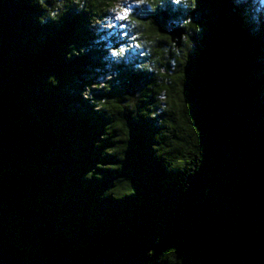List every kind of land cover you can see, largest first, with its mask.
Returning a JSON list of instances; mask_svg holds the SVG:
<instances>
[{
	"label": "trees",
	"instance_id": "16d2710c",
	"mask_svg": "<svg viewBox=\"0 0 264 264\" xmlns=\"http://www.w3.org/2000/svg\"><path fill=\"white\" fill-rule=\"evenodd\" d=\"M126 1L0 0V252L264 261V9Z\"/></svg>",
	"mask_w": 264,
	"mask_h": 264
},
{
	"label": "water",
	"instance_id": "95a60500",
	"mask_svg": "<svg viewBox=\"0 0 264 264\" xmlns=\"http://www.w3.org/2000/svg\"><path fill=\"white\" fill-rule=\"evenodd\" d=\"M186 35L182 28L170 31L169 37L171 43L178 50L182 46L183 37ZM0 264H29L22 262L16 258L10 257L5 252H0ZM44 264H144L142 258L136 254L122 255L116 261H112L109 257H99L93 262L78 263L68 256L53 255ZM239 264H264V261L255 257L252 252L246 253Z\"/></svg>",
	"mask_w": 264,
	"mask_h": 264
},
{
	"label": "rangeland",
	"instance_id": "374dc122",
	"mask_svg": "<svg viewBox=\"0 0 264 264\" xmlns=\"http://www.w3.org/2000/svg\"><path fill=\"white\" fill-rule=\"evenodd\" d=\"M255 1H257L258 2V7L259 8H257V10L256 11H258V10H260V9H264V5H262V3H261V0H255ZM171 2H175L176 4H178V6L179 7H181L182 9H183V12H182V14L181 15H179L178 16V19L177 20H175L174 22H172L171 23V25L174 27V28H176L177 26H182V24L184 23V22H186L188 19H189V17H190V11H189V4H188V0H171ZM127 6H126V4H125V7H128V9L129 10H131V11H133V8L134 7H136L137 5H135V3H134V0H128L127 1ZM144 4H145V0H143V2L142 3H140L138 6L139 7H136V9L134 10V11H143V9H144V7L146 8V9H148L146 6H144ZM122 7H118V11L121 9ZM145 9V10H146ZM149 10V9H148ZM117 13V12H116ZM116 13H115V17H116ZM129 12H127V14H128ZM124 14V10L123 11H121V14H120V16H122ZM128 28H130V30H131V26H128ZM127 28V29H128ZM103 29V28H102ZM108 29V28H107ZM104 30H106V29H104ZM99 33H100V29L99 30H97ZM128 31V30H127ZM132 32V31H131ZM136 34H133L130 38L132 39V40H135L136 41ZM134 43V42H133ZM136 44H138V43H136ZM131 46V45H130ZM114 51H118V50H114ZM184 51H187V48H186V50H184ZM120 51H118V53H119ZM125 53L126 55V57L127 58H129L130 57V61L132 62V63H135V62H141V63H139L138 64V66L137 67H134V68H136V69H141V64L143 63V61H144V58H145V56H148V54H149V51H148V49L146 48V46H144V44H141V45H139L138 44V47H133L132 46V51L131 52H128V51H121V53ZM111 54H112V51H111ZM140 55H143L144 56V58L142 59V60H138V61H136V60H134V59H136V58H138V56H140ZM133 66H135V65H133Z\"/></svg>",
	"mask_w": 264,
	"mask_h": 264
},
{
	"label": "bare ground",
	"instance_id": "6f19581e",
	"mask_svg": "<svg viewBox=\"0 0 264 264\" xmlns=\"http://www.w3.org/2000/svg\"><path fill=\"white\" fill-rule=\"evenodd\" d=\"M128 1V0H127ZM127 1H126V5L128 4L127 3ZM118 7H121L120 5L119 6H117L115 9H113V11H112V13H110L109 14V16H108V18H107V20H105L106 22H107V24H108V26H107V28H108V30H116L117 29V27H119V25H120V22L121 21H116V17H115V13L116 12H118ZM122 8H124V7H122ZM121 8V9H122ZM130 9V8H129ZM128 12H131V10H128ZM129 14V13H128ZM104 21V22H105ZM104 22H102L100 25L102 26V24L104 23ZM120 29V28H119ZM108 77V76H107Z\"/></svg>",
	"mask_w": 264,
	"mask_h": 264
},
{
	"label": "snow or ice",
	"instance_id": "6c2138e0",
	"mask_svg": "<svg viewBox=\"0 0 264 264\" xmlns=\"http://www.w3.org/2000/svg\"><path fill=\"white\" fill-rule=\"evenodd\" d=\"M143 2V0H134V3H135V5H139L140 3H142ZM128 7H125L124 8V15H122V16H120L119 17V19H127V12H128Z\"/></svg>",
	"mask_w": 264,
	"mask_h": 264
},
{
	"label": "built area",
	"instance_id": "2783aa9c",
	"mask_svg": "<svg viewBox=\"0 0 264 264\" xmlns=\"http://www.w3.org/2000/svg\"><path fill=\"white\" fill-rule=\"evenodd\" d=\"M126 6H127V5H126ZM124 8H125V6H124ZM124 8L120 9V10L116 13V21H122V20H123V19H119V17H120L121 11H123ZM123 15H124V14H123ZM127 16H128V14H127ZM114 53H115V51L113 50V51H112V55H114Z\"/></svg>",
	"mask_w": 264,
	"mask_h": 264
},
{
	"label": "clouds",
	"instance_id": "9594fccd",
	"mask_svg": "<svg viewBox=\"0 0 264 264\" xmlns=\"http://www.w3.org/2000/svg\"><path fill=\"white\" fill-rule=\"evenodd\" d=\"M262 5H264V0H261Z\"/></svg>",
	"mask_w": 264,
	"mask_h": 264
}]
</instances>
